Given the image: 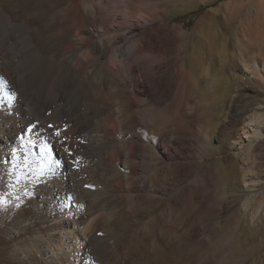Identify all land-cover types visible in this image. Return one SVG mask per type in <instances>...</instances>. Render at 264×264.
I'll list each match as a JSON object with an SVG mask.
<instances>
[{
    "label": "rangeland",
    "instance_id": "1",
    "mask_svg": "<svg viewBox=\"0 0 264 264\" xmlns=\"http://www.w3.org/2000/svg\"><path fill=\"white\" fill-rule=\"evenodd\" d=\"M2 8L20 26L8 29L0 14V59L12 58L8 70L22 84L13 91L0 72V114L9 117L11 107L22 109L28 121L10 146H0V264H78L82 258L86 264H252L258 238L239 219L264 193V134L257 141L251 137L264 120V94H257L252 73L256 62L264 75V0H0ZM133 25L144 32H170L173 86L165 103L134 97L137 88L123 81L122 67L111 63L117 54L120 59V39ZM101 29V37L92 36ZM100 39L108 44L104 59L96 54ZM33 44L74 68L71 75L49 68L30 49ZM155 67L163 76L165 64ZM97 68L112 73L123 89L115 84L99 88L93 79ZM242 86L256 90L257 103L240 100L239 127L232 131L234 124L227 123L231 101ZM256 116L261 119L252 122ZM93 120L100 121L97 127L108 146L103 166L84 150L67 147L69 157L59 167L52 146V171L42 159L43 179L34 182L27 199H5L12 158L32 151L40 156L45 138L69 141L72 130L86 133L83 125ZM0 124L6 122L0 119ZM42 125L48 127L45 132ZM138 141L146 147L132 157L130 149ZM116 153L122 164L112 163ZM226 180H244L247 195L236 207L224 199ZM56 182L68 192L64 202L57 201ZM83 202L88 209L80 207ZM66 204L90 214L82 225L89 224L87 238L70 250L75 254L70 259L63 254L69 250L61 212ZM263 223L264 208L251 228Z\"/></svg>",
    "mask_w": 264,
    "mask_h": 264
},
{
    "label": "bare ground",
    "instance_id": "2",
    "mask_svg": "<svg viewBox=\"0 0 264 264\" xmlns=\"http://www.w3.org/2000/svg\"><path fill=\"white\" fill-rule=\"evenodd\" d=\"M128 12H129V7L126 6V13H128ZM227 13L229 15L232 14L230 8L228 9ZM0 14L3 17V19L5 20V23H6V26H8V29L9 28H15L16 29V27L20 26V25L17 26V24L14 25L11 22L10 16H8L3 11V8L0 10ZM216 17L217 16H215L214 19L211 21L212 23H214V21L216 20L215 19ZM225 20L230 22V20L228 18L225 19ZM224 21L222 23L227 26L228 22L226 23ZM214 25H215L214 27H216V23H214ZM21 27H22V25H21ZM159 29L158 28H151L150 30L147 29L148 30L147 32H144V29L142 27H139L137 25H133L130 28V31L126 35H123L122 38L120 39L121 47H120V49L118 48L119 49V53H120V59H119V56L117 54V58L115 57L116 59L115 60L113 59L114 61L111 62V63H113L115 65H119L120 67H122L124 69V72H125L123 81L127 80L128 82H131L137 88V89H135L137 92H136V96H134V97H145L146 101H155L158 104H162V103H165V101L169 99L168 97L170 96V93H171V90H172V86H173L172 83H171V73H172V71H171V65H170V62H169L170 52L172 50L173 44H172V40L170 38V35H168L170 33V32L168 33L169 30L166 31L165 28L160 29V30ZM168 29H169V27H168ZM101 30H95V32L91 33L92 36L93 37H101L103 35V29H101ZM104 30H105V27H104ZM4 39H5V37H4ZM83 40L86 42L85 39H83ZM10 43H11V41H10ZM127 43H129V46L127 45V48L124 49V46ZM31 47H32V49H34L38 53V55H40V58L43 59V61L45 62V64L49 68L54 69L56 71H63L69 76L71 75V73H72L71 71L74 68H72L70 65L66 64L63 60H60V59L56 58L55 56H51V57L45 56L42 52H40L38 47L34 46V44L32 46H30V49H31ZM95 47H96V52H97L96 54L99 53L101 56H103V59H104L107 56V53H108L107 41H105L104 39H102L100 42L97 41L95 43ZM16 49H17V47H16ZM8 52H9V50H8ZM116 52H118V51H116ZM116 52H115V54H116ZM3 54H5V52ZM96 54L94 53L93 55H96ZM38 58H39V56H38ZM2 59L3 60L0 59V72H2L5 75L4 77L7 78V80L9 81V86L13 89V91L15 90L16 92H19L20 91V85L22 84L21 81H20V78H18V75L14 74L13 72H12L13 74H10V72L8 70L9 66L12 64L11 63L13 61L12 58L10 60H7L6 57L4 56ZM163 64H165L166 70H165L163 76L158 77L157 76V72L155 70L156 69L155 66H159V69H161L160 66H162ZM254 64H255L256 71H255V69H253L252 73L255 74L254 75L255 78H254L253 81L257 84V92H258L257 94H259V93H263L264 94V75H259L260 71H259V69L257 67L258 65L256 64V62ZM13 65L14 64H12L11 67ZM18 66H20L19 62H18ZM16 68H18V67H16ZM45 72H46V70H45ZM136 73H138V74L136 75ZM93 75H94L93 79L96 80V78H97V80L99 82V83H97V85L99 84V86H100L99 88H103V87L107 86L108 84L109 85L110 84L111 85L115 84L117 86H120L119 88L121 90L123 89L124 85L120 84L119 81L116 80V77L112 73H109V72H107L105 70L103 71V70L97 68V70L93 73ZM25 76H26V74H25ZM25 76H23V77H25ZM90 76L87 77V80L82 81L83 85H86V83L91 80ZM95 82H97V81H95ZM112 87H113V85H112ZM108 88H109V86H108ZM239 89L240 90L236 91V95L234 96L233 100L231 101V112L229 113V116H228L229 120L227 121V123H233L234 124V127H233L232 131H236L238 129V127H239V124H238L237 121L242 115V110L240 109V100L242 98H248L250 101H253V103H254V101L257 103V101L253 99L254 98V94L253 93L256 91L254 88H251V87H248V86H242ZM103 90H105V89H103ZM261 91H263V92H261ZM134 97H129L130 101L135 102V98ZM256 103H254V105ZM41 104H42V102H41ZM46 106L47 105H45V107ZM9 112L11 113V114L9 113V117H6V115H7L6 113L0 114V117H1L0 119H3L6 122V124H0V146L1 147L2 146L3 147L4 146H7V147L10 146L12 141L14 140L13 135L16 134V133H20L23 130H25L26 121H28V120H25L24 118H22V114H23V110L22 109H17L16 110L15 108L11 107V109H9ZM256 112H257V110H256ZM27 113H28V111H27ZM24 116H25V114H24ZM29 116H27V117H29ZM88 117L86 116L85 118H88ZM93 118H94V116H93ZM260 119H261V116H256L252 120V122L257 123V121L260 120ZM86 120H89V119H86ZM80 121H82V120H80ZM94 122L87 121L86 122L87 124L83 125V127H86V129H87L86 133L83 132V128L82 127H81L82 128L81 132H79V129H74V131L72 130L71 133L73 134V136H72V138H69V141L65 140V142H64V138H63V141L60 140V138L56 139L57 138L56 136L54 138H51V137L47 136L49 138H45L44 139V141H43L44 144L47 143L51 147L52 146L53 147L56 146V148H57V150H56V153H58V155L56 156L57 163H58L57 166H59L62 163V161H64V158H66L68 156V155L66 156V153L68 154V151H67L68 148L67 147H70V148L75 149V150L76 149L84 150L86 155H89L91 157L90 160L92 159L99 166H103L106 163L107 159L109 160V158L106 159V155H105L106 154V150L108 149L107 142L104 139V137L102 136V131L97 127V126H100L99 125L100 121L96 120ZM261 124L263 125V127L260 129V131H259V129H258V131H257V129H255L256 131L252 132L251 137L253 136V138H254L253 141L260 140V138L264 134V120H262ZM54 125H55V123H54ZM223 125H224V127H227L225 124H223ZM42 126H44V125H42ZM221 126H222V124H221ZM44 127H45V129H43V130L45 132L48 127L47 128H46V126H44ZM55 131H57V130H55ZM34 133H36V132H34ZM45 134H47V133H45ZM66 134H67V132H66ZM71 135H69V136H71ZM33 138H34V136H33ZM143 146L144 145L140 141H138L137 144L133 145L131 147V149H130V153H132L131 156L133 157V154L136 153V151L138 149H139V152H140L141 149L146 147V145H145V147H143ZM112 149H114V148H112ZM24 150L26 151V149H24ZM24 155H25V153H24ZM24 155H22L20 158H17V159L16 158H12V160H11V164H12L13 167L11 166L12 168L9 169V172L7 173V176H6L7 178L4 177V178H6L9 181V186L7 187L8 189L5 191V196H6L5 199H9L11 201H16V200L24 201L25 199H27L26 198L27 194L30 191H32L31 189H34V187H35L34 186L35 185L34 182H36L37 180H40V177H42L44 175V174L43 175L40 174L41 167L45 168V166L42 164L43 160L41 159V157L39 155H36L34 153V151H32V153L26 152V155L29 156V157H27L26 155H25L26 156L25 157ZM114 156L115 155H113V157ZM127 156H129V155H127ZM17 157H19V156H17ZM54 160H55V158L53 156H51V163H53ZM122 161L123 160L121 159V156L119 154H117L114 157L112 163H115L116 165H119ZM130 162L131 161L127 157V159L124 161V164L130 163ZM84 164H85V162H84ZM59 167H62V166H59ZM3 176H5V175H3ZM42 179H43V177H42ZM33 180H35V181H33ZM207 181H209V180H199L200 183L207 182ZM243 181L244 180H226V182H225L227 187L224 186V187H226V189H225V192H224L223 196H224V199H227V198L230 199V203H231L230 205L232 207L238 206V204H240V201H242L244 199V197L247 195V193L242 188L243 187V185H242ZM59 183L60 182H58V183L56 182V184H54L55 185L54 186V188H55L54 193L57 194V201L62 202L63 200L64 201L66 200L64 195H66L65 193L68 194V192H65V190L63 189L64 187H62ZM263 187H264V184L261 185V188H263ZM189 189L191 191L192 189H196V187H191L190 186ZM77 201L79 202V200H77ZM68 204H70V202ZM80 205L81 206L84 205L83 207H85L86 205H88V203L87 202H85V203L83 202ZM61 207L63 208L61 210V212L64 213L63 215L62 214L61 215H62L63 218L65 217L62 220L63 221L62 227L64 229L63 236L66 238V240L68 242V246H69L68 247L69 250L67 252H64L63 254L68 256L69 259H70V257H73L75 255V254H73V256H72V254H71L72 252L70 250H72V249L75 250V246L79 247V245H80L79 244L80 243L79 240H81L82 237L85 238V239L87 238V234L85 233V231H87L89 224H88L87 227H83V228H82V225H85L87 223L86 222L87 221L86 216H88V214L85 216L86 213L84 214L83 212H75V210H73L70 206H67V204L65 206H61ZM247 207H248V205H247ZM262 208H264V193L262 194V197H261V199L259 201V204L257 206H255V207H253V209H251L252 212L250 211L249 213L245 212V213L241 214L240 219H239L240 221L244 222L245 225H247L250 229H252L251 231L254 232L256 234L257 238H258L257 239L258 240L257 241L258 244H257V247L255 248V251H254L255 259L253 260V258H254L253 257L252 260H251L252 264H264V255H263V252H264V228L262 229V227L264 226V223H263V226L261 224L259 226L260 228L258 227V229L251 228L252 220L255 218V216L258 214V212ZM86 209H88V208H86ZM77 210H78V208H77ZM99 215H101V214H99ZM89 216H90V214H89ZM93 227L96 230H98L99 226H98V224H96V226L93 225ZM48 247H50L49 248L50 250H54L53 249V245L50 244ZM60 249L63 252L64 249H63L62 246H60ZM78 255H79V253H78ZM75 258H76V256H75ZM77 262H78V264H86V262H85V260H83V258L82 259H78Z\"/></svg>",
    "mask_w": 264,
    "mask_h": 264
},
{
    "label": "snow or ice",
    "instance_id": "3",
    "mask_svg": "<svg viewBox=\"0 0 264 264\" xmlns=\"http://www.w3.org/2000/svg\"><path fill=\"white\" fill-rule=\"evenodd\" d=\"M10 99L11 98H9V102H10ZM56 135L59 136L60 133L57 132ZM21 139H23V138H21ZM51 152H52L51 146L48 145L47 143L40 145V157H41V159H43L44 161L47 162V165H48L47 171H52V168H51ZM44 172H45V168L41 167L40 174L43 175ZM80 207H82V206H80Z\"/></svg>",
    "mask_w": 264,
    "mask_h": 264
}]
</instances>
